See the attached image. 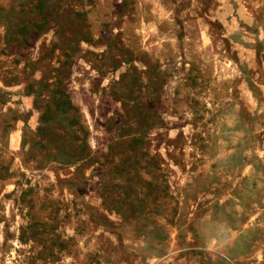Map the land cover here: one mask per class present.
I'll use <instances>...</instances> for the list:
<instances>
[{"label": "rangeland", "instance_id": "rangeland-1", "mask_svg": "<svg viewBox=\"0 0 264 264\" xmlns=\"http://www.w3.org/2000/svg\"><path fill=\"white\" fill-rule=\"evenodd\" d=\"M0 264H264V0H0Z\"/></svg>", "mask_w": 264, "mask_h": 264}, {"label": "trees", "instance_id": "trees-1", "mask_svg": "<svg viewBox=\"0 0 264 264\" xmlns=\"http://www.w3.org/2000/svg\"><path fill=\"white\" fill-rule=\"evenodd\" d=\"M59 83V85H61V81H59L58 82ZM56 93L58 94V95H61V96H63L64 98H65V103L68 105V106H71V101L69 100V96H68V94L65 92V91H62L61 89L59 90L58 89V91H56ZM72 124H75V123H72ZM82 128V127H81ZM83 131L85 132V138L82 140V145L83 146H85V144H86V141H87V131H85L84 129H83ZM76 138H78V137H76Z\"/></svg>", "mask_w": 264, "mask_h": 264}]
</instances>
